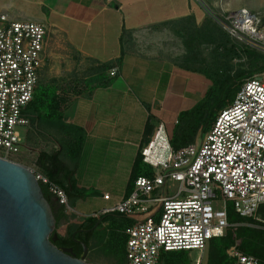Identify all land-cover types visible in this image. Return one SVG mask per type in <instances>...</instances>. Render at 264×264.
Listing matches in <instances>:
<instances>
[{"label": "built area", "instance_id": "2783aa9c", "mask_svg": "<svg viewBox=\"0 0 264 264\" xmlns=\"http://www.w3.org/2000/svg\"><path fill=\"white\" fill-rule=\"evenodd\" d=\"M213 19L243 48L264 54V17L248 7L213 14ZM50 28L43 22L13 19L0 13V157L16 161L27 146L32 128L29 105L48 58ZM111 71V75L116 74ZM159 128L141 152L151 175L134 180L130 194L100 214H148L125 230V264H164L163 252L199 250L194 264L214 238L231 225L228 203L242 217L256 218L264 204V70L243 80L234 102L217 116L200 141L175 150ZM59 203L73 212L69 196L58 183L38 172ZM104 197L109 199L110 193ZM221 205L215 208V202ZM238 225V224H233ZM240 242L227 253L232 264H264Z\"/></svg>", "mask_w": 264, "mask_h": 264}, {"label": "crops", "instance_id": "0c3cea01", "mask_svg": "<svg viewBox=\"0 0 264 264\" xmlns=\"http://www.w3.org/2000/svg\"><path fill=\"white\" fill-rule=\"evenodd\" d=\"M15 2L8 0L2 8L14 18L25 17L24 6H19V13H11ZM70 3V15L62 14L72 22L68 24L70 28L61 32L57 26L54 29V24H47L50 68L45 71L46 76L53 78L75 77L72 83L65 79L59 92L67 100L66 122L86 133L78 169L73 175L75 194L86 196L72 204L69 199L73 212L66 209L69 222L63 220L60 224L64 229L78 218L81 219L78 222H83L101 215L104 208L130 194L134 188L135 161L143 146L161 126L171 138L180 113L197 102L194 72L190 75L174 63L169 55L172 48L161 42L164 35L180 27V19L195 16V11L180 12L183 4L177 0ZM176 11L181 15L174 16ZM37 20L46 22L44 18ZM120 57L123 61L117 63ZM60 60L69 64L62 67ZM110 62L114 64L107 75L112 82L92 88L86 78L76 82V77L87 76L89 69ZM86 66H89L86 73L79 72ZM113 69L117 71L115 75H111ZM105 192L110 193L109 199L104 197Z\"/></svg>", "mask_w": 264, "mask_h": 264}, {"label": "trees", "instance_id": "16d2710c", "mask_svg": "<svg viewBox=\"0 0 264 264\" xmlns=\"http://www.w3.org/2000/svg\"><path fill=\"white\" fill-rule=\"evenodd\" d=\"M207 20L206 18L204 24ZM215 21V20H214ZM212 20L213 29L204 31L203 25L197 22L194 15H188L179 20L180 28L188 35L189 44H214L219 45L228 38H232L223 28L224 31ZM242 54H248L256 62L264 59V54L251 48H243L240 44L235 45L226 51L225 61L217 65L213 70L210 78L213 85L208 88L204 99L196 102L195 106L189 110H184L179 115L177 124L172 136L171 145L175 150L194 143L196 140H202L212 128L218 114L226 107L230 106L239 91L245 78L252 76L257 69H235L231 62ZM123 58L116 60L122 63ZM114 62L103 63L98 67L89 69L86 83L92 88L95 85H105L113 81L109 79L107 71L113 66ZM192 70L194 69L191 67ZM260 67L259 70H263ZM62 86L57 79L43 82L42 79L36 89L34 99L29 105L28 115L32 121V128L27 136V143L35 139L36 136L53 139L59 148L50 151L40 150L36 166L37 171L46 175L50 180L58 183L69 195L71 204L79 198L86 195L75 194L73 175L78 169L84 141L85 130L73 124L66 122L65 103L66 98L60 95L59 89ZM179 126V127H178ZM35 135V136H34ZM194 140V141H193ZM34 141V140H33ZM195 141V142H197ZM29 148V147H28ZM31 148H35L31 146ZM30 149V148H29ZM31 150V149H30ZM152 166L144 162L142 153L136 158L132 179L133 181L141 175H151ZM47 199L50 201L56 218L55 233L58 237L54 241L55 245L60 248H74L77 257H82L84 253L83 245L80 241L85 242L89 248V254L100 257H109L113 259V251L121 249L126 262V244L127 235L125 230L136 220H145L149 215L141 216H124L118 213L94 215L88 217L83 222H70L65 234L58 231L63 220L69 222V216L66 213V207L61 205L55 199L45 184H41ZM61 206H58V203ZM63 206V207H62ZM264 204L260 207L256 218L242 217L236 213L232 202L228 203V218L231 225L223 237L214 238L210 241V256L206 264H225L224 259L228 258L227 251L240 242L239 247L248 254H254L264 260V215L261 217ZM245 222H252L262 225V228L252 227ZM98 223V226H96ZM105 224V225H104ZM238 224V225H233ZM54 237V235H52ZM109 237V238H108ZM111 240L107 242L106 239ZM107 244V245H106ZM182 251H178L180 253ZM167 264H175L166 259ZM119 263V262H118ZM177 264H188L187 261L180 260ZM232 264V263H228Z\"/></svg>", "mask_w": 264, "mask_h": 264}, {"label": "rangeland", "instance_id": "374dc122", "mask_svg": "<svg viewBox=\"0 0 264 264\" xmlns=\"http://www.w3.org/2000/svg\"><path fill=\"white\" fill-rule=\"evenodd\" d=\"M8 0H0V13H10L2 8V4L4 2H7ZM15 2V0H13ZM18 3L15 2L14 8L11 9V13H19L20 7L24 6V16L20 18H14L10 14L9 16L13 19H19V20H31V21H38V18H44L46 24L51 25L54 24V29H57L55 26H57L60 31L66 30L70 28L68 26L69 19L65 18L62 14H68V11L70 10V2L72 0H17ZM178 3L183 4V9L180 12H185V10H193L195 11V17L197 19V22L201 25H203L204 20L206 18L213 19L212 15L215 13H221L225 10H234L241 7H248L250 9L258 11L263 17H264V0H177ZM24 2V3H23ZM116 3V2H115ZM253 7V8H252ZM192 8V9H191ZM3 11V12H1ZM192 12V11H191ZM175 14L174 16L179 14V11L173 12ZM183 14V13H182ZM181 15V14H179ZM14 16V15H13ZM184 16V15H183ZM212 20H207L206 23L203 25L204 31H210L213 29ZM215 22V21H214ZM203 23V24H202ZM218 26L219 24L215 22ZM178 24V23H177ZM180 24V23H179ZM178 24V25H179ZM220 27V26H219ZM222 31V27L219 28ZM62 32V31H61ZM166 42L167 47L172 48V52L169 54L171 57V60L182 66L185 72L188 74H195V101H199L201 99H204L206 96V92L209 87L213 85V80L210 78V75L213 74V70L217 67V65L224 63L225 61V54L226 51L235 45L239 46V43L234 40L233 38H228L224 42H222L219 45L214 44H198L195 42V45L189 44L188 35L185 33L183 29L180 27H177L175 30H173L172 33H167L163 36V40L161 42ZM144 45V44H142ZM141 45V46H142ZM94 48V45L92 46V49ZM50 62V61H49ZM254 60L251 58L248 54H242L241 57H236L233 59L231 64L233 65V72L235 69H257L256 73L262 72L263 70H259L260 67H264V59L256 62V64L253 65ZM46 61V65L44 67V73L42 76V81L47 82L51 81L53 79H57L59 83H65V79L67 81H70L72 83L75 80L74 76H61L59 78H53L46 76L45 73L46 69L50 68V64ZM74 64V61H72ZM69 64L68 61L60 60L59 65L62 67H66ZM47 66V67H46ZM89 66H86L85 68H80L79 72H87V68ZM193 67L194 69L192 70ZM86 75H82L81 77H76V82L81 81L85 78ZM70 77V78H69ZM79 83V82H78ZM196 104V103H195ZM181 126V123L178 124ZM178 126V127H179ZM35 136V135H34ZM34 140V141H33ZM28 141L27 146L31 149L30 151H24L22 156L18 159V162L29 166L34 167L37 170L39 169L36 166V160H37V153L39 154L40 150H47L50 151L52 149L59 148L57 143L51 139V138H43L36 136L35 139ZM194 141V140H193ZM195 141L196 138H195ZM194 141V142H195ZM200 141V140H198ZM31 146H34L35 148H31ZM39 171V170H38ZM90 192V191H88ZM219 202H215V208L220 207ZM264 215V206L262 208V212L260 216L262 217ZM81 221V219H77L76 222ZM244 224H248L252 227H260L262 228V225L252 222H245ZM58 231L62 234H65V229L63 227H59ZM109 238V237H108ZM106 239L107 242H111V240ZM107 245V244H106ZM209 247L205 251L204 254V264H206L207 259L210 256ZM114 254L113 259L109 257H100L97 255H93L92 253L87 255L86 261L92 264H122L124 261V255L121 251V249H116L113 251ZM201 252L199 250H192V251H182L180 253L178 252H163V256L161 258V262L164 264H167L168 259L170 262L177 264L178 261L184 260L187 261L188 264H194V261L201 256ZM119 262V263H118ZM224 263H232L231 258H225Z\"/></svg>", "mask_w": 264, "mask_h": 264}, {"label": "water", "instance_id": "95a60500", "mask_svg": "<svg viewBox=\"0 0 264 264\" xmlns=\"http://www.w3.org/2000/svg\"><path fill=\"white\" fill-rule=\"evenodd\" d=\"M55 228L53 207L32 168L0 157V264H92L85 242L82 257L55 245Z\"/></svg>", "mask_w": 264, "mask_h": 264}, {"label": "flooded vegetation", "instance_id": "af4514ba", "mask_svg": "<svg viewBox=\"0 0 264 264\" xmlns=\"http://www.w3.org/2000/svg\"><path fill=\"white\" fill-rule=\"evenodd\" d=\"M69 248H73V247L70 246ZM73 250H74V248H73ZM74 253H75V252H74Z\"/></svg>", "mask_w": 264, "mask_h": 264}]
</instances>
